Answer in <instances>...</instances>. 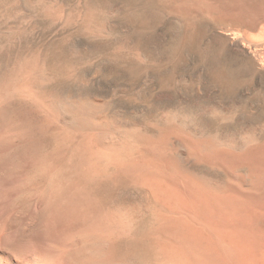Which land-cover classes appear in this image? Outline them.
Masks as SVG:
<instances>
[{"label": "bare ground", "instance_id": "bare-ground-1", "mask_svg": "<svg viewBox=\"0 0 264 264\" xmlns=\"http://www.w3.org/2000/svg\"><path fill=\"white\" fill-rule=\"evenodd\" d=\"M55 4L45 12L63 19ZM93 12L76 15L92 27ZM46 67L24 56L0 74V264H264V142L200 137L178 112L158 132L124 131L104 102L49 89ZM103 132L122 145L100 144ZM175 132L204 159L186 176Z\"/></svg>", "mask_w": 264, "mask_h": 264}, {"label": "rangeland", "instance_id": "rangeland-1", "mask_svg": "<svg viewBox=\"0 0 264 264\" xmlns=\"http://www.w3.org/2000/svg\"><path fill=\"white\" fill-rule=\"evenodd\" d=\"M53 1L63 5V19L45 12ZM263 4L264 0H0V74L19 57L40 55L47 63L42 82L49 89L104 102L109 114L123 119L124 131L135 127L158 132L156 122L178 112L200 137L253 145L264 142ZM242 6L245 15L238 14ZM88 7L94 11L92 27L76 15ZM102 26L105 30L100 31ZM103 133L98 143L106 139L105 144L122 145L120 137ZM177 133L168 149L178 174L186 176L204 159L192 148L190 134ZM166 171H159L164 179ZM201 171L221 181L228 178L223 172ZM126 192L142 198L137 189Z\"/></svg>", "mask_w": 264, "mask_h": 264}]
</instances>
